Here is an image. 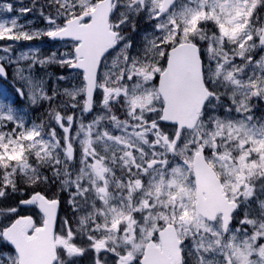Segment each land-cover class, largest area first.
I'll use <instances>...</instances> for the list:
<instances>
[{
    "label": "snow or ice",
    "instance_id": "6c2138e0",
    "mask_svg": "<svg viewBox=\"0 0 264 264\" xmlns=\"http://www.w3.org/2000/svg\"><path fill=\"white\" fill-rule=\"evenodd\" d=\"M0 264H264V0H0Z\"/></svg>",
    "mask_w": 264,
    "mask_h": 264
}]
</instances>
